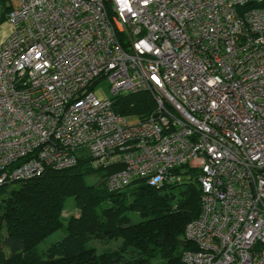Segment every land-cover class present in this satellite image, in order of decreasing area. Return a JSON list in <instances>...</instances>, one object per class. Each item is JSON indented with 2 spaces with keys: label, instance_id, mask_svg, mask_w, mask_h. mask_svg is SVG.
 <instances>
[{
  "label": "built area",
  "instance_id": "built-area-1",
  "mask_svg": "<svg viewBox=\"0 0 264 264\" xmlns=\"http://www.w3.org/2000/svg\"><path fill=\"white\" fill-rule=\"evenodd\" d=\"M6 20L0 188L84 155L122 166L109 191L189 164L203 195L184 262L264 264V0H20ZM137 92L156 110L131 122L112 97Z\"/></svg>",
  "mask_w": 264,
  "mask_h": 264
},
{
  "label": "trees",
  "instance_id": "trees-1",
  "mask_svg": "<svg viewBox=\"0 0 264 264\" xmlns=\"http://www.w3.org/2000/svg\"><path fill=\"white\" fill-rule=\"evenodd\" d=\"M0 3L1 23L11 6L6 0ZM112 102L116 113L137 121L156 110L149 92L120 93ZM121 168L96 166L84 155L73 167L50 168L4 184L0 264H186L183 253L195 248L186 238V227L202 212L200 171L183 164L171 170V181L151 185L137 178L120 191H109L107 179ZM69 199L78 213L66 217ZM60 229L66 231L64 238L40 250L39 245ZM94 240L118 244L99 252Z\"/></svg>",
  "mask_w": 264,
  "mask_h": 264
},
{
  "label": "rangeland",
  "instance_id": "rangeland-1",
  "mask_svg": "<svg viewBox=\"0 0 264 264\" xmlns=\"http://www.w3.org/2000/svg\"><path fill=\"white\" fill-rule=\"evenodd\" d=\"M6 23V24H5ZM6 25H10L8 23L7 20L3 21L0 23V29L6 27ZM95 91L97 94L101 95V96H107V97H111L112 93H111V83L105 78L100 80L95 88ZM137 120L131 121V122H136ZM95 179V178H94ZM90 181L93 182V179ZM11 185V184H10ZM9 187V185L7 186V188ZM74 201L73 199H69L68 203H67V207L66 210L64 212V216H69L70 214L74 213L77 214L78 213V209L74 207ZM66 235V231L65 229H60L58 231H56L55 233H53L52 235H50L48 238H46V240H44L40 245L39 248L42 251L47 250V248L49 246H51L53 243L60 241L62 238H64V236ZM118 244V242H110V243H104L98 240H94L93 245L97 247V249L99 250V252H101L100 250H104L108 247H114Z\"/></svg>",
  "mask_w": 264,
  "mask_h": 264
},
{
  "label": "crops",
  "instance_id": "crops-1",
  "mask_svg": "<svg viewBox=\"0 0 264 264\" xmlns=\"http://www.w3.org/2000/svg\"><path fill=\"white\" fill-rule=\"evenodd\" d=\"M19 1L20 0H6V5L14 7L18 5ZM11 33H12L11 25H6V27L0 29V48L2 43L11 35Z\"/></svg>",
  "mask_w": 264,
  "mask_h": 264
}]
</instances>
